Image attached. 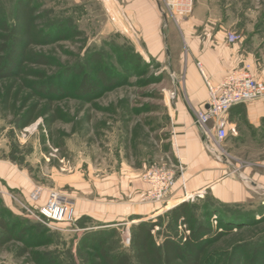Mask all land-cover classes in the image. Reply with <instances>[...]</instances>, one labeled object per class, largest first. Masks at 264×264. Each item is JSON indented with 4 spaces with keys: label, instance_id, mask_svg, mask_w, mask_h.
I'll return each instance as SVG.
<instances>
[{
    "label": "rangeland",
    "instance_id": "1",
    "mask_svg": "<svg viewBox=\"0 0 264 264\" xmlns=\"http://www.w3.org/2000/svg\"><path fill=\"white\" fill-rule=\"evenodd\" d=\"M17 1L0 0V23L12 21ZM111 2L32 0L45 33L57 23L64 29L47 44L31 46L50 57L48 64L25 62L14 76L0 78V163H7L15 178L13 183L0 177V218L16 227L15 239L0 246V264H87L95 252L85 245L84 235L99 231L112 253L131 254L132 225L151 220L161 224L153 230L157 243L168 232L183 239L190 225H211L222 237L207 242V261L229 264L227 254L242 245V264L257 244H264V185L254 183L249 174L264 171V145L235 151L225 144L222 152L229 170L252 190L250 201L256 203L220 207L207 195L198 196L186 200L193 210L191 223L174 225L169 219L170 191L160 202L145 199L148 185L143 176L153 164L179 171L170 112L175 97L184 93L173 61L184 20L196 15L214 27L230 24L228 31L237 32L238 39L253 36L264 44V0H193L180 26L170 20L163 0H157L167 22L162 21L161 47L153 54L140 53L123 8L118 0ZM83 82L90 84L89 91ZM141 169L147 185L144 200L160 204L157 213L130 225L120 221L105 227L86 212H76V204L89 199L105 206L113 199L108 184L114 175ZM37 188L40 195L34 201L31 195ZM51 190L69 198L74 206L71 220L50 222L34 216L35 206L44 204ZM208 202L213 209L209 214L204 208ZM241 219L249 222L232 227L226 222Z\"/></svg>",
    "mask_w": 264,
    "mask_h": 264
},
{
    "label": "crops",
    "instance_id": "2",
    "mask_svg": "<svg viewBox=\"0 0 264 264\" xmlns=\"http://www.w3.org/2000/svg\"><path fill=\"white\" fill-rule=\"evenodd\" d=\"M118 1L133 30V41H138L140 53L144 50H148L150 54L157 53L161 47V26L165 19L157 0ZM166 22L164 20V24ZM229 25L220 23L214 27L193 15L184 20L181 34H177L180 47L173 61L178 75L182 77L184 93L175 97L170 116L174 124L173 147L177 148L176 164L183 171V175L178 176L172 186L166 199L167 206H176L184 196V189L207 195L208 199L220 207L234 205L247 208V202H255L250 201L254 197L252 190L229 170L228 164L222 159V152L225 144L235 151L239 147L264 145V96L251 102L239 103L225 115L227 135L221 145L222 149L218 151L219 158L213 155L212 144L204 139L192 117L194 108L200 109L204 106L208 95L204 76L212 84H217L227 73L248 66L251 75L264 80V44L253 36L233 43L228 42L227 34L231 32L228 31ZM197 62L201 64L204 76ZM142 173L141 169L114 175V179L108 184L114 200L109 203L108 200L105 201L103 207L97 205V199L78 202L76 212L79 215L86 212L93 221L101 222L105 227H112L120 221H128L130 225L135 219L157 213L161 209L160 204L144 200L147 185L142 179ZM249 174L254 183L264 185V171L255 170ZM0 177L4 180L5 177L11 178L14 183L13 172L11 173L10 166L5 162L0 163ZM27 186L25 184L24 188ZM20 192L26 194L24 189ZM102 208L105 212L98 214L97 211Z\"/></svg>",
    "mask_w": 264,
    "mask_h": 264
},
{
    "label": "trees",
    "instance_id": "3",
    "mask_svg": "<svg viewBox=\"0 0 264 264\" xmlns=\"http://www.w3.org/2000/svg\"><path fill=\"white\" fill-rule=\"evenodd\" d=\"M36 11L32 0H18L12 21L0 23V78L14 76L17 71L25 68V62L48 64L50 57L35 51L31 46L47 44L63 33L64 25L63 23L53 24L45 33L39 22L40 16ZM99 76L107 82V78L102 73H99ZM82 86L88 91L91 88L87 82H83ZM38 89L43 90L39 86ZM50 89L53 90L52 87ZM33 117L25 121L23 126L29 124ZM204 208L207 214L213 210L210 202L205 203ZM192 213V206L186 201L178 202L176 206L167 211L169 219L174 225L182 220L191 223L193 221ZM226 222L232 227L241 225V222L247 223L249 220H226ZM158 226L160 228L161 224L156 220L132 225L131 254L123 250L115 254L112 253L102 231L92 236L84 235L85 245L95 252L87 264H211L210 260L207 261L205 257V247L210 239L222 237L221 232L213 230L211 225L198 222L190 225L188 232H183V239H180L181 237L176 233L168 232L163 234L161 242L157 243L153 230ZM0 228L3 231L0 235V246L15 239V225L0 218ZM254 248V251L251 252L252 256L247 257L242 264H264V244H257ZM234 249V252L227 254L229 255V264H239V259L242 258V245L235 246ZM216 253L213 252L211 255Z\"/></svg>",
    "mask_w": 264,
    "mask_h": 264
},
{
    "label": "built area",
    "instance_id": "4",
    "mask_svg": "<svg viewBox=\"0 0 264 264\" xmlns=\"http://www.w3.org/2000/svg\"><path fill=\"white\" fill-rule=\"evenodd\" d=\"M101 1L104 4H109L113 0ZM192 3L193 0H163L165 12L168 14L170 20L175 22L176 26H180V20L190 14L189 11L192 8ZM238 38L237 32H229L227 34V41L230 43L236 42ZM197 65L203 74L201 64L197 62ZM204 77L208 95L205 105L200 109L194 108L192 111L193 123L201 130L207 143L212 144V152L220 156L218 151L222 149L221 145L227 135L225 115L233 106L239 103L251 102L264 96V80L251 75L248 66L237 68V70L227 73L221 82L217 84H212L207 76ZM179 175H183V171L180 168L179 171H175L164 165L159 166L155 164L147 167L143 176L144 181L148 185L145 199L160 202L172 189ZM39 195L40 190L37 188L31 195L32 200L35 201ZM198 196L202 197L198 193H191L185 190L183 200L193 201ZM35 208L38 210L34 215L35 217L39 219L44 218L50 222H67V220L72 219L74 212V206L71 204L69 198L55 190H51L44 204L35 206ZM183 225L185 226L186 224L183 223Z\"/></svg>",
    "mask_w": 264,
    "mask_h": 264
},
{
    "label": "water",
    "instance_id": "5",
    "mask_svg": "<svg viewBox=\"0 0 264 264\" xmlns=\"http://www.w3.org/2000/svg\"><path fill=\"white\" fill-rule=\"evenodd\" d=\"M207 106V105H206Z\"/></svg>",
    "mask_w": 264,
    "mask_h": 264
}]
</instances>
